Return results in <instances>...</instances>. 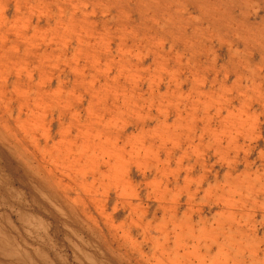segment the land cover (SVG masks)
Listing matches in <instances>:
<instances>
[{"label":"rangeland","instance_id":"obj_1","mask_svg":"<svg viewBox=\"0 0 264 264\" xmlns=\"http://www.w3.org/2000/svg\"><path fill=\"white\" fill-rule=\"evenodd\" d=\"M0 264H264V0H0Z\"/></svg>","mask_w":264,"mask_h":264}]
</instances>
